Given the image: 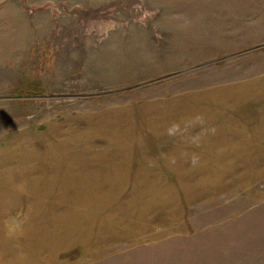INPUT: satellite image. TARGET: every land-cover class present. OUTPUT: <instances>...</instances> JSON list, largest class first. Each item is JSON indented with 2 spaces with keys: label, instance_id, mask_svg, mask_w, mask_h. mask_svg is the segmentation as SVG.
Instances as JSON below:
<instances>
[{
  "label": "rangeland",
  "instance_id": "rangeland-1",
  "mask_svg": "<svg viewBox=\"0 0 264 264\" xmlns=\"http://www.w3.org/2000/svg\"><path fill=\"white\" fill-rule=\"evenodd\" d=\"M0 264H264V0H1Z\"/></svg>",
  "mask_w": 264,
  "mask_h": 264
},
{
  "label": "water",
  "instance_id": "water-1",
  "mask_svg": "<svg viewBox=\"0 0 264 264\" xmlns=\"http://www.w3.org/2000/svg\"><path fill=\"white\" fill-rule=\"evenodd\" d=\"M1 1V0H0Z\"/></svg>",
  "mask_w": 264,
  "mask_h": 264
}]
</instances>
